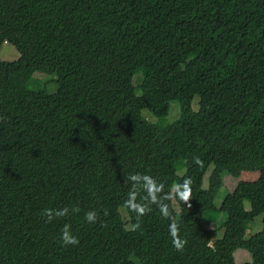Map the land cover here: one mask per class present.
<instances>
[{
    "label": "trees",
    "instance_id": "trees-1",
    "mask_svg": "<svg viewBox=\"0 0 264 264\" xmlns=\"http://www.w3.org/2000/svg\"><path fill=\"white\" fill-rule=\"evenodd\" d=\"M5 43L21 57L0 60V264H239L238 249L264 264V0H0ZM36 71L58 91L29 89ZM225 172L239 183L218 204ZM128 174L162 184L159 203ZM186 178L187 203L164 199Z\"/></svg>",
    "mask_w": 264,
    "mask_h": 264
},
{
    "label": "rangeland",
    "instance_id": "rangeland-1",
    "mask_svg": "<svg viewBox=\"0 0 264 264\" xmlns=\"http://www.w3.org/2000/svg\"><path fill=\"white\" fill-rule=\"evenodd\" d=\"M20 57H21V53L19 49L17 48V46L14 44L5 43L0 49V60L1 61H15V60H18ZM137 74L134 77L135 85H139V83L141 82V76L143 73L138 74V75ZM57 78H58V75L55 73L51 74V73L36 71L34 75L28 80L27 87L31 90H46L47 92L53 94V93H56L59 88V85L56 81ZM199 100L200 98L196 97L193 102V106L195 109L199 108ZM180 111H181L180 102L178 100H173L171 102L169 115L165 119H162V120L169 122V123L173 122L180 116ZM143 115L148 116V118L153 122L157 121V118L148 109H145L143 111ZM211 170L207 173L205 186L208 185L209 177L211 175ZM185 171H186V167L184 165L178 166V173L180 175H183ZM223 180H224V185L221 188L220 193L216 199L218 204H221L223 202V200L228 195V193L235 191L239 183L238 178L228 172H225L223 174ZM250 207H251V203L247 202V208L250 209ZM121 212L124 215L125 220H127L128 222L129 217H128V212L126 208L121 207ZM224 219H225V215H222L214 221H207L206 226L209 229L219 230ZM262 219H263V215L257 217L256 219L257 223L254 225L252 229L249 230L250 235L256 233L263 227ZM128 226L130 227L131 225L128 224ZM235 258H236L237 263L239 264H244V263L253 261V255L246 249H238L235 252Z\"/></svg>",
    "mask_w": 264,
    "mask_h": 264
},
{
    "label": "clouds",
    "instance_id": "clouds-1",
    "mask_svg": "<svg viewBox=\"0 0 264 264\" xmlns=\"http://www.w3.org/2000/svg\"><path fill=\"white\" fill-rule=\"evenodd\" d=\"M125 183L131 182L133 189L137 186L142 185L144 190L147 192L148 198L151 200L152 203H159L157 194L161 192L163 185L157 183V181L149 176V175H140V174H128L124 176ZM191 187H190V179L186 178L183 180L182 183L177 184L174 186L173 190L169 192L164 199L172 200L176 198L182 201L184 204L187 203L191 198ZM136 200V192L131 191L128 194V200L126 201L127 206L135 211L137 214L142 215L145 211V207L135 203ZM159 209L162 216L169 218L171 221L168 224V232L169 235L172 237L173 246L177 250H182L184 247V242L179 238V225L178 223L172 219L169 205L168 204H159ZM76 209L73 207H64L62 209L52 210L45 209L44 215L48 218L49 221L53 220L56 217H65L68 216L70 212H75ZM85 220L90 224H95L97 222V213L95 211H88L85 214ZM139 227V225H137ZM60 240L64 246L69 245H76L77 238L71 232V227L69 224L65 223L61 233H60Z\"/></svg>",
    "mask_w": 264,
    "mask_h": 264
}]
</instances>
